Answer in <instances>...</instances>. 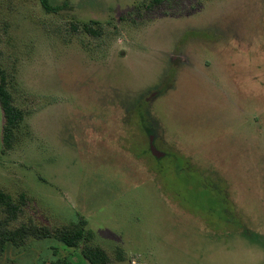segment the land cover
Segmentation results:
<instances>
[{"label":"rangeland","instance_id":"1","mask_svg":"<svg viewBox=\"0 0 264 264\" xmlns=\"http://www.w3.org/2000/svg\"><path fill=\"white\" fill-rule=\"evenodd\" d=\"M152 1L0 0V189L50 232L0 264H264V0Z\"/></svg>","mask_w":264,"mask_h":264},{"label":"trees","instance_id":"2","mask_svg":"<svg viewBox=\"0 0 264 264\" xmlns=\"http://www.w3.org/2000/svg\"><path fill=\"white\" fill-rule=\"evenodd\" d=\"M168 0H153L154 4H161ZM43 8L48 12L57 11L52 7L50 0H40ZM86 29H88L86 27ZM0 106L5 118L4 141L5 145L11 146L14 139V130H16L23 119V112L19 110L13 102L12 95L8 87L6 74L0 69ZM25 196L21 195V203L18 205L12 197L0 189V210L6 215L5 221L0 226V251H6L10 246H19L20 243H25L29 237L49 238L50 232L47 228H39L33 221L27 225H22L21 228L15 231L9 229L11 222L18 220L23 214V205ZM26 201V200H25ZM87 221L84 218L80 219L78 228H61L53 233L55 239L63 243L66 248H79L84 241L92 238V234L86 231ZM83 255L91 264H106L108 256L106 252L93 246H87L83 251ZM54 264H73L69 258L60 260Z\"/></svg>","mask_w":264,"mask_h":264},{"label":"water","instance_id":"3","mask_svg":"<svg viewBox=\"0 0 264 264\" xmlns=\"http://www.w3.org/2000/svg\"><path fill=\"white\" fill-rule=\"evenodd\" d=\"M151 151H152V153H153L155 156H157L158 158H161V157L164 156L163 153H161V152H157V150L155 149V147L153 146V144H152V146H151Z\"/></svg>","mask_w":264,"mask_h":264}]
</instances>
